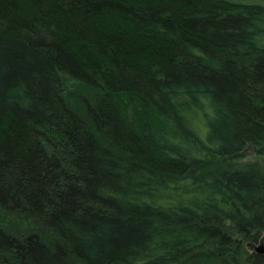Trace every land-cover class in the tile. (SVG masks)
I'll return each mask as SVG.
<instances>
[{
	"label": "trees",
	"instance_id": "16d2710c",
	"mask_svg": "<svg viewBox=\"0 0 264 264\" xmlns=\"http://www.w3.org/2000/svg\"><path fill=\"white\" fill-rule=\"evenodd\" d=\"M260 239L264 4L0 0V264H264Z\"/></svg>",
	"mask_w": 264,
	"mask_h": 264
},
{
	"label": "rangeland",
	"instance_id": "374dc122",
	"mask_svg": "<svg viewBox=\"0 0 264 264\" xmlns=\"http://www.w3.org/2000/svg\"><path fill=\"white\" fill-rule=\"evenodd\" d=\"M237 1H244V2H246V1H255V2H258V3L264 4V0H237ZM250 149H251L250 146L249 145H246L243 148V150H242V153H241L240 158L236 159L237 160V162H236L237 164H235V163L234 164L235 165H238V164L240 165L242 162L244 163V161L247 162V161L252 160L253 159V154L250 153L251 152ZM259 242L264 243V239L257 240L255 243H252V244L253 245H257ZM243 246H245V245H243ZM249 247L246 246L245 249L251 250L252 248L250 249Z\"/></svg>",
	"mask_w": 264,
	"mask_h": 264
},
{
	"label": "water",
	"instance_id": "95a60500",
	"mask_svg": "<svg viewBox=\"0 0 264 264\" xmlns=\"http://www.w3.org/2000/svg\"><path fill=\"white\" fill-rule=\"evenodd\" d=\"M253 251L256 253L264 254V243L259 242L257 245L249 244Z\"/></svg>",
	"mask_w": 264,
	"mask_h": 264
}]
</instances>
